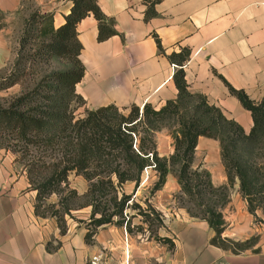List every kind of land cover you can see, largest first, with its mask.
Segmentation results:
<instances>
[{
	"label": "crops",
	"instance_id": "crops-1",
	"mask_svg": "<svg viewBox=\"0 0 264 264\" xmlns=\"http://www.w3.org/2000/svg\"><path fill=\"white\" fill-rule=\"evenodd\" d=\"M27 2L53 12L55 26L66 21L73 4V0H0V12H21ZM98 3L114 19L117 32L99 39V21L93 13L77 23L83 45L80 58L86 68L76 84L85 99L77 108L80 116L87 108L109 103L124 112L132 104L143 108L149 102L161 108L176 99V66L159 50V37L167 53L183 46L191 49L184 65L189 89L204 94L247 133L251 131L252 111L231 91L230 84L253 100L264 99V0ZM171 134L167 129L156 130L160 156L169 157L175 151ZM16 157L13 151L0 148V264H87L95 251H104L119 264H264V223H257L249 210L239 177L222 207L227 221L223 236L245 240L257 235L258 239L251 247L234 252L211 242L215 229L206 218L188 211L181 183L172 171L158 188L159 173L152 165L143 170L138 182L119 183L114 174L115 186L123 189L121 197L126 195L121 216L115 213L109 221L95 222L97 229L91 233L92 215L94 220L102 216L91 203L62 208L61 194L53 191L42 201L59 212H37L38 189ZM193 167L209 170L215 185L228 182L219 138L199 136ZM89 182L71 171L65 184L84 193ZM153 214L160 221L155 233L148 219Z\"/></svg>",
	"mask_w": 264,
	"mask_h": 264
},
{
	"label": "trees",
	"instance_id": "trees-1",
	"mask_svg": "<svg viewBox=\"0 0 264 264\" xmlns=\"http://www.w3.org/2000/svg\"><path fill=\"white\" fill-rule=\"evenodd\" d=\"M89 13L99 21V39L117 32L114 19L104 13L98 0H73L66 21L59 26L54 25L53 12L35 8L25 21L11 68L0 74V91L16 84L21 86L8 97L0 96V148L13 151L20 161L28 158L24 165L33 188L38 189L37 212L45 214L40 209L41 200L56 191L57 184L67 181L70 171L84 173L89 179L97 176L94 184L104 190L107 183L115 186L114 174L119 183L127 179L138 182L144 168L155 164L159 171L155 188L163 185L169 172H174L192 202L187 205L188 211L206 218L215 229L212 243L234 252L251 247L257 235L245 240L223 236L227 221L222 207L229 200L235 178L239 177L249 210L256 213L258 208L264 209V161L253 166L242 151L249 147L253 151L264 143V99L253 100L243 89L230 84L231 91L252 111L254 125L247 133L237 120L209 103L204 94L189 89L184 65L191 49L183 46L179 51L167 53L156 37L159 50L176 66L173 73L179 90L176 99L168 100L161 108L149 102L143 108L132 104L128 113L109 103L87 108L84 116H76L77 105L85 102L76 84L86 69L80 58L83 45L77 23ZM50 60L58 64L43 69L42 65ZM170 123L174 124L175 151L169 157L160 156L154 133ZM200 135L220 139L227 183L215 185L209 170L193 167ZM35 149H42L43 153H34ZM47 156L54 171L41 183L34 184V173L47 162ZM125 199L123 195L118 211ZM109 220L111 216L102 215L95 222Z\"/></svg>",
	"mask_w": 264,
	"mask_h": 264
},
{
	"label": "rangeland",
	"instance_id": "rangeland-1",
	"mask_svg": "<svg viewBox=\"0 0 264 264\" xmlns=\"http://www.w3.org/2000/svg\"><path fill=\"white\" fill-rule=\"evenodd\" d=\"M34 9L35 7H33V4L30 2H27L21 12L16 11L10 14L8 13L7 15L0 12V74L7 73L9 69L11 68L14 62L15 56H16V50L19 46V39L21 37V34L25 26V21L30 16V14L34 11ZM57 64H58L57 61L50 60L49 62H46L45 64H43L42 68L48 69ZM20 88L21 86L19 84H16L8 89L1 90L0 96L8 97L11 94L19 91ZM80 105H77L75 109L76 116H80L77 111V108ZM131 108L132 107H129V109L125 110L124 112L128 113L131 110ZM171 123L168 125H164L162 128L158 130L167 129V130H170L172 133L174 124L172 125ZM171 136L175 143L173 134H171ZM154 139L157 145L155 133H154ZM242 151H243V157L248 158L249 163H252L253 166L263 163L264 143H262L260 146H255V148H253V151L250 149V147L243 149ZM55 152L57 151H54V153ZM34 153H43V150L35 149ZM27 159L28 158L24 159L21 162L24 164L27 161ZM46 159H47V162L45 164L42 163L39 169L36 170V172L34 173V179H35L34 184L41 183L46 177H49L54 171V165L51 162H49L51 161L49 160V156H47ZM156 173L158 174L159 171L157 170ZM81 174L84 175V173H81ZM102 174L106 175L105 172H102ZM257 174L259 175V173ZM105 178L107 179V177ZM89 180H90L89 188L84 193H79L76 189L72 188L68 184H65V182L66 183L68 182V179L67 181H62L61 183L57 184V189L55 192L61 194L62 201L64 202L61 207L64 208L65 206L66 207L67 206H79L85 203H91L95 210H98L100 214L106 217H109L115 213H118L117 217H120L121 215L119 214L121 213L120 211H118V209H119V202H120V197H121L120 192L123 191L121 186L120 185L113 186L111 183L110 184L107 183L106 188L104 190H101L99 187H96L94 184L98 180L97 176H94L92 179H89ZM178 200L181 201L182 199L180 200V198L178 197ZM183 203H185L186 206L192 205V202L189 201L186 196L183 198ZM40 209L43 212L58 211V209H56L53 206V204L47 203L42 200H41ZM148 217L147 218L150 220L149 221L150 229H152V232L155 233L156 232L155 230L157 229V226L160 222L159 218L155 214L149 215ZM254 217L257 223H264V209L258 208L256 213H254ZM89 223H92L90 228L92 229L91 233H94L97 229V226L95 224L93 215Z\"/></svg>",
	"mask_w": 264,
	"mask_h": 264
},
{
	"label": "built area",
	"instance_id": "built-area-1",
	"mask_svg": "<svg viewBox=\"0 0 264 264\" xmlns=\"http://www.w3.org/2000/svg\"><path fill=\"white\" fill-rule=\"evenodd\" d=\"M151 165L155 166V164H151ZM148 166H146L145 168H147ZM87 264H119V263L111 261L110 256L107 255L104 251H95L88 256Z\"/></svg>",
	"mask_w": 264,
	"mask_h": 264
}]
</instances>
